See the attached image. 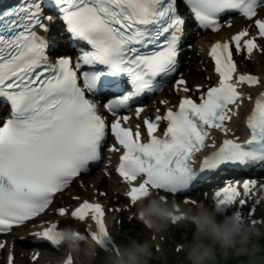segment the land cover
<instances>
[{
	"label": "snow or ice",
	"instance_id": "obj_1",
	"mask_svg": "<svg viewBox=\"0 0 264 264\" xmlns=\"http://www.w3.org/2000/svg\"><path fill=\"white\" fill-rule=\"evenodd\" d=\"M181 5H186L200 30L219 32L224 26L220 17L235 12L254 23L256 35L250 37L242 30L230 41L214 43L208 55L218 85L208 88L199 103L183 98L175 111L145 119L147 140L143 141L139 126L135 132L122 126L129 116L120 112L130 111L136 98L159 91L158 78L176 72L186 25ZM46 8L55 16L45 15ZM258 10H264V0H26L17 10L0 14V114L10 106V117L0 124V233L39 216L57 193L87 173L90 165L101 159L109 130L123 150L116 173L128 185L126 196L132 204L149 190L180 196L222 169L254 171L264 165L262 92L246 117L249 138L244 143L224 139L203 159L199 171L192 166L194 154L205 147L211 129L229 131L226 122L237 115L230 106L238 109L243 98L240 86L261 84L253 75H238L234 60L242 51L249 58L254 51L264 50L258 43L264 40V18H257ZM56 19L73 45H81L75 61L62 55L53 62L48 41L37 31H49ZM227 26L231 27L230 20ZM125 84L130 91L125 90ZM175 84L188 91L180 87L185 84L183 79ZM105 91L122 93L103 105L114 117L110 125L99 114L97 103L88 98ZM143 111L137 107L136 116ZM161 121L167 127L158 136ZM256 183L244 179V193ZM240 196L237 183L228 182L215 191L213 200L228 210ZM189 202L195 201L185 200ZM245 204L239 200L241 207ZM236 214L242 215L239 210ZM59 215H65L64 208ZM89 216L97 230L88 236L103 250L114 248L101 204L85 201L71 211L78 221ZM57 228L52 223L35 233L36 242L54 246L52 233Z\"/></svg>",
	"mask_w": 264,
	"mask_h": 264
},
{
	"label": "clouds",
	"instance_id": "obj_2",
	"mask_svg": "<svg viewBox=\"0 0 264 264\" xmlns=\"http://www.w3.org/2000/svg\"><path fill=\"white\" fill-rule=\"evenodd\" d=\"M134 206L136 219L154 234L167 230L174 218L185 228L194 226L191 242L185 243L181 249L188 264H214L217 248L225 255L231 251L249 257H255L261 251L255 243L264 236L261 222L245 219L236 212L229 214L218 203L208 205L195 201L191 206H180L175 199L170 200L149 190L138 196ZM234 206L235 201L229 209ZM221 216L223 218L218 221ZM92 232L95 231L89 226V233ZM52 240L57 249L64 250V257L57 264H93L99 251L103 250L90 236L71 225L57 228L52 233ZM103 251L102 264H147L152 256L150 241L141 243L136 239ZM252 264H255L254 260Z\"/></svg>",
	"mask_w": 264,
	"mask_h": 264
},
{
	"label": "rangeland",
	"instance_id": "obj_3",
	"mask_svg": "<svg viewBox=\"0 0 264 264\" xmlns=\"http://www.w3.org/2000/svg\"><path fill=\"white\" fill-rule=\"evenodd\" d=\"M197 50L200 51L199 46L196 45ZM264 49V47L262 48ZM200 53L197 51H194V56L199 55ZM259 58L264 59V50L260 51ZM198 61V60H196ZM239 69L240 72H251V74L255 77H258V74H256L257 69H260V65H257L255 62L247 61L245 58H243V55H240L239 57ZM199 70L196 71L199 73V76H193L190 78L191 83H199V84H205L206 83V77L208 74H201V68H198ZM264 76V72L262 71V74H259V77ZM243 120H241L240 123ZM240 123L237 126V130L235 132L236 137L238 138L241 134V131L243 128L240 127ZM258 178H262L263 185H264V172L257 173ZM255 176V175H254ZM251 176V177H254ZM256 178V177H254ZM253 178V179H254ZM104 182L106 185L112 184V179H105ZM89 185V184H88ZM96 187V186H95ZM97 189V187H96ZM89 191L85 198H90L91 189L87 188ZM98 190L100 188L98 187ZM76 191L74 194L77 196L84 195V192L82 193V190ZM114 190H111L110 193H112ZM85 196V195H84ZM89 196V197H88ZM104 200V198H102ZM106 199V198H105ZM117 201H122L120 198H114ZM169 199V198H168ZM197 198L190 197L188 201H196ZM79 200H72L70 199L67 201L65 197L59 198L52 209H50L47 214L38 219L35 223L28 225L26 230H37L43 231V229L38 228V226L42 225L43 222H57V208H68L70 207V204L72 203L75 205ZM198 201V200H197ZM259 201V203H257ZM204 202V201H200ZM245 206L241 207L238 204L233 207V209L228 210L229 214L236 211H241L242 216L245 219L250 220H259L261 222V225L264 226V188L258 189L255 188V190L251 191L250 194H247L245 197ZM207 203V202H204ZM209 205V203H207ZM184 206H191L192 203L189 202L187 204H183ZM181 205V206H183ZM122 210L119 213H109V216L107 220L110 222L109 225V231L111 232V238L113 240V243L115 246L125 245L127 244L129 239H136L139 242L143 243L144 241H150L151 243V251L152 256L148 260L147 264H188V261L186 260L185 252L182 249V246L187 243L191 242L192 233L194 232V228L191 226L189 228H185L181 225L179 226H173L172 224L169 225L167 230L162 231L160 233L154 234L147 230V228L139 222L135 217V211L136 209L133 208L131 211H127L124 209V205L122 206ZM223 217H218V221L222 219ZM60 227H64L66 225H71L75 228H77L82 234L88 236L89 233H87V225L84 223H78L73 221L70 216L66 218L60 219ZM59 227V228H60ZM262 231H264V227H262ZM21 232V231H20ZM8 240V249H5L2 254H0V264H5L6 262V256L9 253L11 248V252H13L12 248V240L9 238H6ZM261 249L260 252L256 254L255 257H249V256H238L234 254L233 252L229 251L226 255L217 248L216 250V257L214 264H252V261H255V264H264V236H262L258 241H255ZM16 247V246H15ZM17 251L16 255V261L14 264H57V261L64 257V250L63 249H57L56 247H51L49 244L46 243H40V246H34V245H26L25 248L16 247L15 252ZM52 254L54 257H43V254ZM105 256V252L103 250L99 251L98 258L96 261H93V264H102V258ZM54 260H51L53 259Z\"/></svg>",
	"mask_w": 264,
	"mask_h": 264
},
{
	"label": "bare ground",
	"instance_id": "obj_4",
	"mask_svg": "<svg viewBox=\"0 0 264 264\" xmlns=\"http://www.w3.org/2000/svg\"><path fill=\"white\" fill-rule=\"evenodd\" d=\"M260 17H264V14L261 13L260 14ZM229 33H230V31H226L225 30L224 32H220V33L216 34L215 36H211V35L205 34L198 41L199 42L198 44L200 46H202V48H203L202 49V52H205V46L208 45L207 43H208L209 40H211V39H214V40L215 39H221L223 37H226V35H229ZM260 45L261 46H264V42L262 41L260 43ZM259 53L260 52L254 51L253 55L251 57H249V58H246L244 53H242V55H243V58H245L247 61L255 62L257 65L262 64V65H260L262 67H260V69H257V71H256L257 72L256 74H258V77L257 78L261 81V84L260 85H257V86L249 87V88L246 85H241L240 86V88L238 89V91H240V92L243 93V98H242V101H239L238 102V104L240 105L238 109H236L235 106L232 107L234 110L237 111V115L233 116L230 121H227L226 122V127L228 128L229 131L227 132V134H225L224 132H222L220 129H219V131L213 132V134H212V140L209 142L208 145H212L213 143L215 144V142H217V139H219V137H221V136H224V137H226L228 139H233V140H238L239 141V139L234 135L235 132H236V130L238 129L237 126L239 125V123L241 122V120H243L242 122H244V123H240V127H242V125H244L246 123V117H247L248 114H250L249 111H250V108H251L252 104L254 103L255 98L258 96L257 93L261 90V88L264 85V78L261 77V76L259 77V74L260 73L262 74V71L264 72V59L259 58ZM234 60H235V62L237 64V72H238V69H239L238 64L240 63L239 62V57L234 58ZM192 67H191V69L188 70V74L189 75H193L192 73H193V69H194L195 65L192 66ZM190 70H192V72H190ZM248 96H251L252 97V100H249L248 99ZM216 148H217L216 147V144H215V147H209L208 146V148L206 149V151H212V150H215ZM229 179H230L229 177H224L222 180L223 181H229ZM254 179H256V178H254ZM232 180L235 181V180H238V178H233ZM215 183H217V181ZM93 185L94 186H98L100 189H103L104 191H106L107 194H109L110 188H109L108 184L106 185L104 183V180L102 178L96 180L93 183ZM87 194H88V192L87 191L86 192L84 191V195L85 196L82 195L81 198L84 199V200H87V198H85L87 196ZM62 196H65V194L60 195V196L58 195L57 197H55L53 199V203L55 201H57V198L58 197H62ZM244 197H245V194L242 195V198L241 199H244ZM185 200H188V199H185ZM183 204H187L188 205V203H184V202L183 203L181 202L179 205L181 206ZM114 206L118 207V204H116V205L114 204ZM128 207H130V206H128ZM133 208L135 209V206L132 207V209ZM50 209H51V207H49L47 209V211L50 210ZM59 210L60 209H57V211H56L57 214H58V211ZM47 211H46V213H47ZM46 213H44L42 216H38L36 219H39V218L45 216ZM52 223L53 222H48V221L46 223L43 222L42 225L38 226V228H41V229L44 230L47 227H49V225L52 224ZM55 224L58 225V228L60 227L61 224H60V219L59 218H58V221ZM86 224H87V233H89V226H91L92 231H96V226H95V224H94V222L92 220L87 221ZM106 224H107V226L109 228L110 222L108 220H106ZM172 225L173 226L174 225L175 226H179L180 224L177 222V223H173ZM191 227L194 228V226H191ZM20 231L21 230H17V229L15 231H13V232H15L14 233V236L15 237L14 236L13 237L17 239L18 238V235L22 234V232H23V231H21V232ZM38 232H41V231H39V229H37V230H29V231H27L26 236H27V238H31V239H39L38 237H36L34 235L35 233H38ZM108 232L110 233L109 230H108ZM110 237H111V235H110ZM47 256L48 257H54V255H52L50 253L49 254H43V257H47ZM51 260H54V258L51 259Z\"/></svg>",
	"mask_w": 264,
	"mask_h": 264
}]
</instances>
